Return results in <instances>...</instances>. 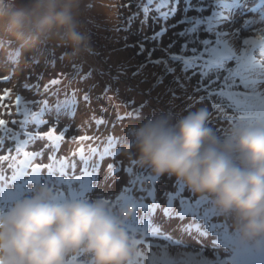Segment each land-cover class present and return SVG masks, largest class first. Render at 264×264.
I'll list each match as a JSON object with an SVG mask.
<instances>
[{
	"label": "snow or ice",
	"instance_id": "1",
	"mask_svg": "<svg viewBox=\"0 0 264 264\" xmlns=\"http://www.w3.org/2000/svg\"><path fill=\"white\" fill-rule=\"evenodd\" d=\"M127 7L131 8L132 4ZM135 8L136 11L130 12L126 18L127 27H118L117 31L128 30L136 21H139L142 30L151 20L153 26L159 25V30H154L151 37H145V41L151 39L162 44L164 35L179 28L174 35L183 43L179 52L171 51L176 47L175 40L166 47H160L164 56L155 60L152 55L158 49L154 47L148 50L146 63L138 66L134 76L139 75L148 63L163 65L165 74L173 75L172 83L185 93V81L190 82L193 76H199L193 91L205 93L199 96V100L211 101L212 109L219 113L218 118L231 121L232 125L264 126V27L258 28L259 35L242 37L244 31L254 26H264V0H256L252 7L248 6V0H135ZM238 12L242 19L241 26L236 28ZM178 13L179 18L176 19ZM169 20L174 22L169 24ZM257 45H260L258 49ZM138 47V55L143 54L144 42L139 43ZM51 55L55 56V53ZM170 61L181 64V72L185 75H175L176 69L169 66ZM35 62L39 63V60ZM51 63L54 67L55 60ZM190 70L192 76L187 75ZM97 71L104 74L102 70L92 67L85 72L83 63H73L69 73L61 72L49 79L42 90L39 83L30 86L36 89L39 99L25 101L22 105L23 98L16 96L14 105L16 115L21 117L19 120L9 122L0 112V211L13 200L30 194L33 186L41 183L49 185L58 200L86 199L100 186L102 169L105 183L109 179L118 183L119 174L123 171L129 179L114 198H105V202L113 209L121 203H133L136 213L128 222L129 231L166 242L162 246L151 240L145 243L137 239V251L130 264H157V253L153 249L161 247L163 264H184L182 260L169 259L167 252L169 246L187 248L184 236L200 243L201 251L177 253L178 256L203 257V241L211 237L215 257L200 259L198 264H229L226 255L233 237L227 222H221L208 209L206 200L186 196V189L178 184L158 198L156 184L160 177L135 170L133 161L126 166L118 159V147L124 137L117 135L116 129L122 127L126 119L139 118L144 104L137 107L135 100L117 101L119 89L113 90L112 84L106 83L95 98L109 102L114 110V118L98 116L96 110L92 109L87 119L76 125L75 132L80 135L68 136L81 105L91 109L93 101V88H80L78 85L91 79ZM38 79H42V76ZM156 80L154 87L163 83L164 76H156ZM168 91L173 98H177L175 88ZM10 94V89L0 93V105ZM121 108L126 110L121 112ZM99 109L105 114L108 111L103 105ZM228 110L234 114L229 115ZM8 114L12 115L11 111ZM65 119L69 123L60 127ZM9 123L12 127H9ZM42 128H46V131H41ZM37 142H43L40 148H35ZM65 144L75 147L62 154L61 149ZM106 159L111 162L104 169ZM138 177H142L148 186L140 184ZM158 212L163 217L159 223L156 221ZM173 220L178 221L173 231H179V237L164 230V224ZM142 244L146 252L141 249ZM220 248L224 250L223 256L218 251ZM258 264H264V260Z\"/></svg>",
	"mask_w": 264,
	"mask_h": 264
},
{
	"label": "clouds",
	"instance_id": "2",
	"mask_svg": "<svg viewBox=\"0 0 264 264\" xmlns=\"http://www.w3.org/2000/svg\"><path fill=\"white\" fill-rule=\"evenodd\" d=\"M81 0H0V32L22 41L55 38L68 55L87 52ZM206 107L176 116L153 113L130 124L118 151L152 175H167L226 219L236 247L264 251V126L233 124L223 135ZM131 202L58 200L33 186L0 211L2 264H130L137 234L128 229Z\"/></svg>",
	"mask_w": 264,
	"mask_h": 264
},
{
	"label": "rangeland",
	"instance_id": "3",
	"mask_svg": "<svg viewBox=\"0 0 264 264\" xmlns=\"http://www.w3.org/2000/svg\"><path fill=\"white\" fill-rule=\"evenodd\" d=\"M117 3L119 5V17L116 18L114 27L110 23L102 24L97 18L98 16L104 13L103 10L94 12L95 18L91 20V23L89 25V47L87 52H84L88 55V58L81 60L80 62L84 61L83 67L87 66L86 69L84 68L85 72L89 70V67H92L98 70H102L104 74L101 75L99 74V71H97L93 73L91 79L78 85L80 88H93V101L91 109H87L83 105H81V110L78 113L75 121L72 122V131L68 133V136H72L73 134L80 135V133L75 132L76 125L79 124L82 120L87 119L92 109L96 110V114L98 116L106 115L109 119L114 118V110L110 106L109 102L104 99L97 100L95 98L102 92L106 83H111L113 90L119 89V96L117 97V101L135 100V106L138 107L141 104L145 105L142 109V114L139 118L126 119L123 121V126L118 127L116 129L117 135H123L126 128L130 124H138L144 118L153 113L171 112L176 116H180L186 114L187 111H194V108L190 105L191 101L188 102L186 98L189 97V94H193L195 96V99H192V101H194L199 100V96L205 95V93L203 92L194 93L193 91L195 86L197 85L199 76H193L190 82L185 81L187 86V91L185 93L184 91H181L177 85L172 83L174 77L172 74H165L163 65L157 66L148 63L147 66L142 69L139 75H133L134 72H137L138 66L146 63L148 50L154 47L158 49L152 55V59L155 60L164 56V53L159 50L160 47H166L169 42L175 40L177 42L176 47L173 48L171 51L179 52L180 44L183 43V40L174 35V32L180 30L178 28L170 30L166 35H164L162 38V44L159 41L153 42L151 39L145 41V37H151L154 30H159V25L153 26L151 20H149L147 24L143 26L142 30L139 21H136L132 23L128 30H120L118 31V36H115L114 30H116L118 27H127L125 24L126 18L129 16L130 12L136 11L135 0H117ZM129 4H132L131 8L127 7V5ZM95 6V0H81L78 7L77 17L80 22V26L84 22V15L79 11V9L81 7H84L85 9H87L88 12H91L92 8ZM181 7H183V5H181ZM249 15H251V13ZM178 18L179 13L177 14L176 19ZM241 19V16L238 17L236 15V28H239L241 26ZM173 22V20L168 21L169 24ZM259 27L264 26H254L253 29L244 31L242 33V37L259 35ZM201 35L203 36L204 33H201ZM0 41L2 42V44L0 45V93H3L5 89L11 90L10 96L2 102V105H7L9 107H3L2 105H0V112H3L4 119L11 122L13 119L19 120L21 118L20 116L16 115L17 109L14 105V101L17 95H20L23 98L21 102L22 105L25 101L39 99L40 97L36 95V89L30 86L39 83L42 90L43 85L49 79L57 76L61 72L69 73L71 71V66L68 65L73 63V61H65L61 59V56L55 52L54 49L59 47V44L57 43L55 38L41 40L37 45V48H32V46H29L32 45L33 41H22L19 39H15L4 32H0ZM141 42H144L145 51L143 54L138 55V53L140 52V48L138 47V45ZM259 47V45L256 46L257 49ZM7 50L14 52L21 58L13 57L12 60H14L15 62L5 59L4 57H7L5 55V52ZM115 51L126 52L128 56H130L131 61L126 65L124 64L123 60L116 61L117 53L113 57V53ZM53 52L55 53V56L51 55V53ZM64 53L68 54V49H65ZM35 60H39V63H36ZM52 60H55L54 67L51 63ZM169 66L174 67L176 69L175 75H185L181 72V64L173 63L170 61ZM160 75L164 76L163 83L154 87V85L157 84L156 76ZM187 75L192 76V71L190 70ZM41 76L42 79H38V77ZM3 77H9V79L5 80L3 79ZM116 77H118V79H114ZM26 85L29 87H26ZM169 88L176 89L177 98H173L172 93L168 91ZM160 98L163 99V103H160L158 101V99ZM115 102L116 101H113V103ZM198 103H205L206 108L210 112L209 126H211L217 132V134L223 135L227 131V129L232 125L231 121L218 118L219 113L212 109L211 101L205 100L201 102L199 100ZM100 105H103L105 108H107L108 111L106 114L100 112ZM123 110L125 111L126 109ZM176 110H178L180 113L177 114ZM9 111H11L12 115L8 114ZM228 114L233 115L234 113H232L231 110H228ZM67 123H69L68 120H62L60 127H63L64 124ZM9 127H12L11 123H9ZM41 131H46V128H42ZM101 131L103 132L105 130L101 129ZM42 143L43 142H37L35 148H40ZM7 146L8 145L6 144V147ZM73 147H75V145L65 144L61 149V153L63 154ZM110 162L111 161L108 159L104 161V169L107 168V165ZM135 167L136 166L134 165V168ZM135 170H142L149 173L147 169H141L139 167L135 168ZM137 179H139L140 182H143L141 183L143 186H148V184L142 180L143 178L141 179V177H138ZM124 184L125 183H122L121 185ZM174 185H176L174 178H170L167 175L160 176V180L156 184L157 197H161L163 193L167 191H172ZM184 194L186 196H195L187 190ZM161 203H163V200H161ZM210 211L213 212L218 218H221V222L226 221L227 226L230 229V224L226 219L219 217L211 208ZM157 215L163 220V217L159 212L157 213ZM168 224L176 226L178 224V221L173 220ZM164 227H166V225ZM231 233L232 231L230 229V234ZM137 238L144 240L145 243L148 242L146 238L141 235L137 234ZM151 242L160 244L162 246L164 245L161 243V241ZM231 244H234V239ZM172 247L173 246H169L168 248ZM153 251L157 253V264H163V262H160V258L163 255V247H161L160 249L154 248ZM218 251L220 255L223 256V248H220ZM167 252L168 254L172 255L168 258L173 259L172 257L177 255V253H182V249L177 248L175 249V251L169 250ZM230 253L234 254V252H232L231 246L228 247L226 255V258H229L231 260ZM203 254L204 258L213 259L216 253L213 251L212 245H210V247L208 246V248H204ZM262 255L263 254H260V257H262ZM195 264H198V262H195ZM229 264L234 263L232 261H229Z\"/></svg>",
	"mask_w": 264,
	"mask_h": 264
},
{
	"label": "bare ground",
	"instance_id": "4",
	"mask_svg": "<svg viewBox=\"0 0 264 264\" xmlns=\"http://www.w3.org/2000/svg\"><path fill=\"white\" fill-rule=\"evenodd\" d=\"M95 5L96 6L92 8V11L91 12H88L87 9H85L84 7H81L79 9V11L84 15V22L81 25L82 27H81L80 30L83 31V32H85L86 34H87V31H88L89 25L91 23V20L95 18V15H94L95 13L94 12H98V11L103 10L104 13L101 14L100 16H98L97 18L99 19V21L102 24L103 23H110L111 25H113V27L115 25L116 18L119 17L118 16L119 5L117 3V0H95ZM114 35L115 36H118V31L117 30H114ZM114 35H113V37H114ZM40 41H33L32 45H29V46H32V48H37V45L39 44ZM1 44H2V42L0 41V45ZM65 49L66 48L61 47V46H59V47H57V48L54 49L55 52L58 53L62 57V59L65 60V61L72 60L73 63L80 64V63H83L84 62V61L83 62H80L81 60H84V59L88 58V55L86 53H84V52H81V53L76 54V55H68V54H65L64 53V50ZM116 53H117L116 61L123 60V62H124L125 65L131 61L130 56H128V54L126 52H118V51H115L113 53V57H114V55ZM5 55L8 58L7 57H4V58L7 59V60H9V61H12V62H15L14 60H12L13 57L21 58L20 56H18L17 54H15L14 52H11L9 50H7L5 52ZM73 63H71L68 66H71ZM86 67L87 66H85L84 68L86 69ZM187 82H189V81H187ZM193 96H194L193 94L192 95L189 94V97H187L186 100L188 102L191 101V104L190 105L194 108V110H196L197 108H200V107H206L205 103H198L199 100L192 101V99H193L192 97ZM158 101L160 103H163L164 102L162 98L158 99ZM123 109L124 108H121L120 111H124ZM176 113L179 114L180 112L178 110H176ZM119 160L120 161H124V164L126 166H129L130 165L131 159L129 157L125 156V155L120 154L119 155ZM135 168H137V166ZM149 174H151V173L149 172ZM128 179H129V177L127 175H125L124 172L121 171L120 174H119V177H118L119 182L118 183H115L114 188H118L120 186V184L125 183L124 181H127ZM141 179H142V177H141ZM110 181L113 182L112 179H110ZM189 239L190 240H194V239H191L190 237H189ZM205 243L206 244H211V243H208L207 240H206ZM171 256H172L171 254H168V257H171ZM172 258L175 259V260H182V261H184V264H195L194 261L188 260L187 258L182 257V256L175 255ZM262 258L264 259V257H262ZM262 258L259 257L257 259H254V262L258 264V262L260 260H262Z\"/></svg>",
	"mask_w": 264,
	"mask_h": 264
}]
</instances>
